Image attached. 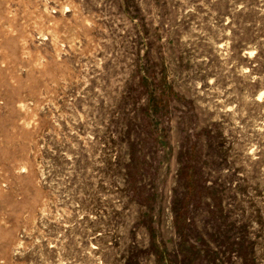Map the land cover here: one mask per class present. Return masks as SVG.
<instances>
[{
    "label": "rangeland",
    "instance_id": "obj_1",
    "mask_svg": "<svg viewBox=\"0 0 264 264\" xmlns=\"http://www.w3.org/2000/svg\"><path fill=\"white\" fill-rule=\"evenodd\" d=\"M0 264H264V0H0Z\"/></svg>",
    "mask_w": 264,
    "mask_h": 264
}]
</instances>
